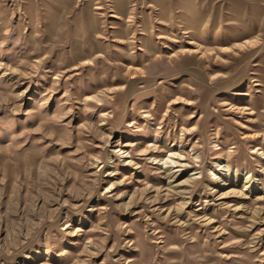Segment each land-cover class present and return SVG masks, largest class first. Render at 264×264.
<instances>
[{
	"label": "rangeland",
	"instance_id": "374dc122",
	"mask_svg": "<svg viewBox=\"0 0 264 264\" xmlns=\"http://www.w3.org/2000/svg\"><path fill=\"white\" fill-rule=\"evenodd\" d=\"M0 264H264V0H0Z\"/></svg>",
	"mask_w": 264,
	"mask_h": 264
}]
</instances>
